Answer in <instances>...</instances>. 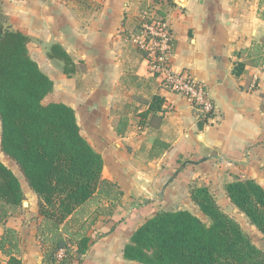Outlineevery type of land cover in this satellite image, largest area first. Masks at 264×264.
I'll list each match as a JSON object with an SVG mask.
<instances>
[{"label":"crops","instance_id":"obj_1","mask_svg":"<svg viewBox=\"0 0 264 264\" xmlns=\"http://www.w3.org/2000/svg\"><path fill=\"white\" fill-rule=\"evenodd\" d=\"M147 7L170 27L173 72L187 71L208 88L214 122L198 120L187 99L150 73L132 31ZM0 16L29 38L31 58L54 83L43 104L75 111L82 136L102 156L106 183L58 230H47L38 196L2 155L38 219L17 227L10 217L0 226V239L5 229L18 232L22 264H44L52 232L69 243L78 218L91 227L68 231L91 240L81 264H139L123 256L135 231L161 212L197 215L193 188H208L217 204L230 203L226 185L234 180L264 188V0H0ZM55 45L71 58L72 76L49 57ZM154 97L164 100L161 112H149ZM8 261L0 251V264Z\"/></svg>","mask_w":264,"mask_h":264},{"label":"trees","instance_id":"obj_2","mask_svg":"<svg viewBox=\"0 0 264 264\" xmlns=\"http://www.w3.org/2000/svg\"><path fill=\"white\" fill-rule=\"evenodd\" d=\"M28 44L27 36L0 20V145L38 196L40 216L58 230L106 184L104 162L82 136L71 107L43 104L54 83L31 58ZM49 57L65 63L66 75L74 74V64L62 47L53 46ZM243 71V65L237 64L236 75ZM163 103L154 97L149 112H161ZM226 192L230 203L264 236V188L253 180H234L226 185ZM191 198L208 223L189 211L161 212L135 231L124 248V259L139 264H264V251L220 209L208 188H193ZM24 201L18 177L0 161V226ZM90 241L78 240L77 264L91 248ZM19 245L18 232L5 229L0 251L9 264H22ZM68 245L57 233L44 264H55L57 252Z\"/></svg>","mask_w":264,"mask_h":264},{"label":"built area","instance_id":"obj_3","mask_svg":"<svg viewBox=\"0 0 264 264\" xmlns=\"http://www.w3.org/2000/svg\"><path fill=\"white\" fill-rule=\"evenodd\" d=\"M133 42L144 54L150 73L161 79L164 88L187 99L197 111L198 120L215 121L216 110L208 88L187 71L173 72L174 39L164 20H156L145 13L141 30L133 36ZM65 258L66 250L62 249L55 256V264H61Z\"/></svg>","mask_w":264,"mask_h":264},{"label":"rangeland","instance_id":"obj_4","mask_svg":"<svg viewBox=\"0 0 264 264\" xmlns=\"http://www.w3.org/2000/svg\"><path fill=\"white\" fill-rule=\"evenodd\" d=\"M154 3H159L161 0H153ZM145 13H147L148 15H152L154 16V18L156 20H164V18L161 16V13L159 11H157L155 8L153 7H147V8H142V13L137 17L136 20V27L132 30L134 32L133 36H135L136 34H139L140 30H141V24H142V20H143V16L145 15ZM0 20L5 21L1 16H0ZM0 131H1V123H0ZM1 135V133H0ZM0 141H1V136H0ZM3 152L1 150V145H0V159H3ZM9 158V157H7ZM10 160H12L11 158H9ZM18 174V173H17ZM25 201L28 202V206H24L20 209H18L17 211H15L12 215L13 220H15V223L18 224L17 227H22L25 224L31 222L33 223L34 221L38 220L36 217L34 216V213H32L31 211V204L30 201L28 200V198H25ZM24 201V202H25ZM218 205L220 207V209L226 213L228 216H230L232 219H234L242 228V230L245 232V234H247V236L251 239L252 243L258 247L260 250L264 251V236L263 234H261L256 228L255 226H253L250 221L233 205H231L230 203L228 204L224 198H218ZM98 205V204H97ZM194 211V210H193ZM198 212V211H196ZM198 216L204 223H208V218L205 217L202 213L198 212V214L196 215ZM78 221H72V225L70 227L69 230H77L80 228H83V231L86 233V231H88L86 228H90V226H85L83 227L82 225H80V220L81 218L77 219ZM80 228H79V225ZM95 223L92 222V226H94ZM64 228V227H63ZM50 229V225L47 228V230ZM69 230H67V235L68 237L66 238L67 241H69V247L66 250V258L65 260H63L62 263L65 264H71L72 260L75 258L74 254H73V250L71 248V245H73V243L78 242V240L81 239V237L83 236V233L79 234L80 236L76 235L74 236V231L72 232H68ZM66 234V231H65ZM50 236V233H49ZM52 242L53 240H55V236L56 233L52 232ZM46 243V242H44Z\"/></svg>","mask_w":264,"mask_h":264},{"label":"water","instance_id":"obj_5","mask_svg":"<svg viewBox=\"0 0 264 264\" xmlns=\"http://www.w3.org/2000/svg\"><path fill=\"white\" fill-rule=\"evenodd\" d=\"M23 205H24V206H28V202H26V201L23 202Z\"/></svg>","mask_w":264,"mask_h":264}]
</instances>
